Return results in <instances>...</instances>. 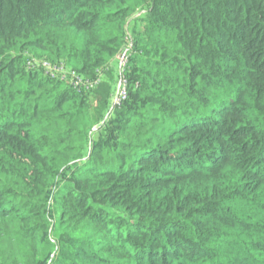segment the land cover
I'll return each mask as SVG.
<instances>
[{"label":"trees","instance_id":"16d2710c","mask_svg":"<svg viewBox=\"0 0 264 264\" xmlns=\"http://www.w3.org/2000/svg\"><path fill=\"white\" fill-rule=\"evenodd\" d=\"M0 264H264V0H0Z\"/></svg>","mask_w":264,"mask_h":264},{"label":"rangeland","instance_id":"374dc122","mask_svg":"<svg viewBox=\"0 0 264 264\" xmlns=\"http://www.w3.org/2000/svg\"><path fill=\"white\" fill-rule=\"evenodd\" d=\"M137 29H138L139 33L143 34V29H142V25L141 24H139L137 26ZM126 49L127 48L123 49V51L121 52V54L117 58V63L114 62V64H113V66H114L113 77L109 78L110 77L109 75L105 77V81H108V79L109 80L112 79V81L114 82V95H113L114 98L116 96H119L118 92L120 90V84H121L120 83V81H121L120 76L122 75L123 65L126 63V57H125ZM101 80H102V78H101ZM94 88H93V86L91 88L88 87L87 90H92ZM94 98L95 97H93V93L91 92V95H90L91 102H93ZM114 98H113V101L111 100V102H110V107L114 106V104H113L114 103Z\"/></svg>","mask_w":264,"mask_h":264},{"label":"built area","instance_id":"2783aa9c","mask_svg":"<svg viewBox=\"0 0 264 264\" xmlns=\"http://www.w3.org/2000/svg\"><path fill=\"white\" fill-rule=\"evenodd\" d=\"M120 90H119V96H121V97H125V95H126V90H125V82L124 81H120Z\"/></svg>","mask_w":264,"mask_h":264}]
</instances>
